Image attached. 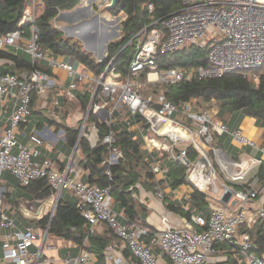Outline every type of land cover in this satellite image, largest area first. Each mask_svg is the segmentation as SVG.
<instances>
[{"label": "built area", "instance_id": "obj_1", "mask_svg": "<svg viewBox=\"0 0 264 264\" xmlns=\"http://www.w3.org/2000/svg\"><path fill=\"white\" fill-rule=\"evenodd\" d=\"M180 1V8L145 27L138 34H146L157 22H161L166 30L164 32L157 27L151 29L131 58L126 77L117 70L114 59L98 75L93 71L94 74L91 73L82 64L76 66V60L71 56L54 55L50 50L44 49L40 44L36 0H31L24 10L18 29L0 35V51H8L13 55L25 52L34 66L19 73L4 72L0 59V183L10 175L21 186H29L41 178H46L51 186L50 197L43 200L38 211L34 212L25 203L21 204L23 221L20 224L15 218L14 206L6 204L4 192L0 190V252L6 263H42L41 257L45 255V250L53 248L48 241L50 224L42 227L29 221L48 216L52 218L64 191L71 190L79 200V206L90 225V232L96 231L100 223H106L141 264H157L154 247L160 248L174 264H215L213 259L218 244H229L237 249L241 254L240 264H264V255L253 250L254 242L249 232L241 233L243 226L251 227L250 223L256 219L264 220V205H256L260 193L264 191V185L260 184L257 176L264 160V143L260 144L249 137L241 128H229L225 122L214 117L213 111L193 112L189 102L180 111L164 93L142 96L136 88L140 83L134 82L135 77L143 72H146V81L142 83L144 85L157 82L176 84L184 79L221 78L231 73H247L262 67L264 0ZM111 4L112 0H100L96 3L98 7L107 9H110ZM80 9L81 7L76 6L66 12L71 14ZM148 9L150 13L154 12L153 2H148ZM26 24L30 28L29 35L23 29ZM191 44L206 48L205 64L165 70L159 67L156 60L159 49L173 52ZM105 54L107 57L109 52L106 51ZM40 62L45 68L36 66ZM48 68L52 69V73L47 71ZM55 70L64 71L69 82L55 76ZM254 76L257 78L256 74ZM85 91L92 92V99L77 121L82 122V125L78 129L72 153L67 156V162L64 155L61 164L47 153L53 152L61 140L66 143L64 129L44 134L34 126L27 131L34 96L40 98L43 107L60 121L62 114L59 111L64 106L62 98L73 102L78 99L77 92ZM100 94L103 98L97 101ZM125 106L132 119L138 114L146 119L143 122L147 130L142 135V148L152 156V171L160 180H166L167 168L153 156L154 151L171 153L174 152L175 145L187 142L192 143L202 154L200 160L191 162L187 148H181L176 159L186 167H192L187 180L194 189L206 193L210 204L208 213H191L190 217L182 218L178 225L165 214L161 218L163 229L151 231L143 224L127 219L125 213L114 210L110 185L101 187L80 179L82 169L79 166L84 160L79 146L80 139L85 136L90 138L88 133L91 132L96 144L101 140L98 127L90 119V115L100 117L105 113V122L112 124L115 122L114 111ZM178 112L185 114L186 120L192 121L197 127L196 132L192 130L193 125H186L175 117ZM153 115L168 119L173 126L189 132L190 136L180 135L175 139L169 132L159 131L152 120ZM128 120L127 118L126 121ZM195 133L197 139H194ZM216 134L230 138L231 144L238 148L240 158L224 146H215L213 143ZM103 142L109 146L104 164L111 166L124 158L123 150L113 145L114 131H110ZM243 147H247L250 152L243 150ZM211 153L213 156H209ZM204 160H207L209 174L212 176L207 183L200 185L194 176L200 179L206 176V173L198 169L199 163ZM254 166H258V170L249 180L237 182L244 179ZM218 171L224 173V181L219 180ZM73 172L77 173L76 177L71 176ZM107 173L110 174V171ZM236 185L241 187L237 188ZM227 191H231L232 196L226 202L223 195ZM158 195H162L161 191ZM80 199H84L90 208L86 209ZM197 227L202 229L198 230ZM87 241L88 237L84 239L78 256L73 257L69 253L64 263L90 264L91 254L84 247ZM32 247L37 249L32 250ZM115 249L113 244L108 246L105 264L118 263L119 257Z\"/></svg>", "mask_w": 264, "mask_h": 264}, {"label": "trees", "instance_id": "obj_2", "mask_svg": "<svg viewBox=\"0 0 264 264\" xmlns=\"http://www.w3.org/2000/svg\"><path fill=\"white\" fill-rule=\"evenodd\" d=\"M36 1L39 9L37 25L40 44L44 49L50 50L54 55L71 56L76 60V66L80 63L98 75L102 74L107 65L114 59V65L123 77L128 75L130 60L151 29L157 27L164 32L166 30L161 22H157L147 30L146 34H138L145 27L180 8L181 5L180 0H119L114 8L108 10L114 15L127 14L123 22L124 35L119 41L109 44V55L104 60L96 61L95 57L83 48L82 42L65 38L59 28L53 24V20L61 11L75 8L80 4V0ZM149 1L154 3L155 10L153 13H150L148 9ZM30 3L31 0H0V35H5L19 28L24 10ZM23 29L29 35L30 28L27 24L23 26ZM87 31L89 29L84 30L83 33ZM141 35H144L142 41L139 40ZM0 59L3 63L1 68L4 72L19 73L22 70L34 67L30 56L25 52L13 55L8 51H0ZM156 60L159 67L163 70L178 66L202 65L206 63V48L191 44L173 52H164L159 49L156 54ZM36 66L45 68L41 62L36 63ZM47 71L52 73L50 68ZM254 74L257 75V78ZM165 87L164 94L179 110L193 99L196 102L204 101L206 103H211L214 100L219 104V117H224L227 112L234 114L242 111L244 114L256 118V121L264 127V65L247 73L235 72L221 78L202 80L184 79L176 84H165ZM77 96L78 99L73 101L72 104L76 103L82 111H86L91 101L92 92H77ZM101 97L102 94L96 98L97 101H100ZM62 101L64 106L59 112L62 114L61 119H66L69 116L70 106L65 108L66 104H68L66 98H62ZM72 104L69 105L72 107ZM31 108L32 115L35 116L34 119H38L37 128H39L44 117H42L40 111L34 110V104ZM127 112L128 108L126 106L121 110L114 111V119L117 117V120L112 124L101 122L95 114H91L90 119L98 127L101 140L96 145H92L89 137L85 136L80 139L79 146L84 155L82 164L89 170L87 181L101 187L110 185L114 199V210L124 212L127 219L140 223L142 222L141 220H144V213L142 209L137 207L133 198V192L138 190L137 184H141L144 188L155 189L157 185L160 186L167 181L171 187L176 188L180 184L187 182V167L181 161L170 157L165 172L166 180H158L152 171V156L142 148V140L136 137V131L130 130L129 125H127L133 122H144L146 119L141 114L132 119ZM120 117L129 119V122L125 121L127 123L126 126H122V123H119ZM48 119L53 120L52 118ZM54 120L65 130L66 145L72 149L77 141L78 129L66 124L63 120L59 122H57L56 118ZM30 124L31 122L28 124L27 131L34 127H30ZM110 131H114L113 145L123 150L124 158L118 163L108 166L104 164V159L109 153V146L103 142V138ZM214 143L218 144L216 146H225L236 151V148L232 147L230 138L225 135L219 136L216 134ZM186 148L189 160L194 162L199 155L198 150L193 144L188 145ZM156 153L158 151L152 153L156 158L161 156L164 158L165 155H168L166 152L162 154ZM108 170L110 174L107 173ZM257 176L260 179V184L264 185V160L261 162ZM8 178H12L17 185H20L16 178L10 175H8ZM236 186L237 188L241 187L240 185ZM21 187L28 191L29 199L44 200L51 195V186L46 178L35 180L29 186ZM22 196L24 197V194ZM189 202L190 208L194 209V211L208 213L210 204L206 193L203 191L194 189ZM17 204H20L19 200L14 205L17 207ZM174 209L181 211L186 217H190L192 213L189 208L185 210L183 207H174ZM33 220L42 227L50 224V235L72 240L79 245H83L84 239L88 237L84 247L89 252L100 257L103 256L104 251L111 242V237L107 236V233L103 235L96 233V231L90 232V225L84 216L83 209L79 206V200L74 197L63 195L52 218L48 216ZM197 228L198 230L202 229L201 227ZM245 232H249L251 235L254 242L253 250L258 254H263L264 220L258 219L252 228L243 226L241 233ZM148 240L150 239L148 238Z\"/></svg>", "mask_w": 264, "mask_h": 264}, {"label": "crops", "instance_id": "obj_3", "mask_svg": "<svg viewBox=\"0 0 264 264\" xmlns=\"http://www.w3.org/2000/svg\"><path fill=\"white\" fill-rule=\"evenodd\" d=\"M99 1L100 0H80L79 5H81V4L83 5V7L81 6V9L87 7L89 10H92L94 5ZM111 21H114V20H111ZM83 34H86V33H83ZM90 72L93 73L92 71H90ZM53 73L58 78H61L62 80L66 81V82H69V78L64 71L55 70ZM136 81L138 83H141V81L144 83L146 81V72L140 73L138 76H136L134 79V82H136ZM102 98H103V96L101 97L100 101L102 100ZM34 100H35L34 110L40 111V113L42 114V117H44V119L42 118L43 122H42V125L39 127V129L42 130L44 134H46L47 131H52V130L58 131L59 129H63L62 126H60L56 123V121L54 120L55 117L53 118L52 114L47 109H45L43 107V103H42L41 99L38 98L37 96H34ZM189 103H196V101L193 99ZM68 106H70L71 109L73 108V107H71V105H69V103L66 104L65 108H67ZM183 108H184V106L181 107V110ZM49 109L51 110V107ZM71 109H69L68 118L64 119L63 121H65L66 124H68L70 126H74L73 124H71V122L72 123L77 122L79 120L80 114H79V110H76L74 112V110L72 111ZM201 110L202 109H198V111H201ZM45 111H47L49 114L45 113ZM51 111H53V110H51ZM212 111H213L214 117L217 119H220L218 116L219 107H215L214 109H212ZM179 113H182V112H178V114ZM127 114H128V112H127ZM226 114H228L227 117L230 118L231 113L227 112ZM226 114L224 116H226ZM122 115H123V113H122ZM235 115H240V116H239V119H237V122H236L234 128H241L243 130V132L245 134H247L249 137L255 139L258 142L264 143V138H263L264 127L261 126L256 121V118L251 117L249 115H246L242 111H238V112L234 113L233 117ZM34 117L35 116L32 115L30 127L31 126H36V127L38 126L37 125L38 119L35 120ZM97 117L101 122H105V113H104V115L101 114L100 117L99 116H97ZM233 117H232V119H233ZM48 118H52L53 120H49ZM116 120H117V117L115 118V121ZM119 120H120L119 123H122V126H126V124H127L125 122L126 118L120 117ZM220 120H222L228 126H230L229 124L231 122L228 123V120H226L225 117H222ZM188 121H190V123H188V124L184 123V124L191 126L192 125L191 120H188ZM57 122H59V121H57ZM127 125H129L128 127L130 130L136 131V137L141 138V140L143 142L142 135H144V133L147 130L144 123L143 122H133L131 125L130 124H127ZM74 127H76V126H74ZM88 135L90 136L89 139H90L92 145H96V143H95L96 140L92 136L93 134L91 132H89ZM98 135H99V133H98ZM47 139H49V138L47 137ZM64 144H66V143H64ZM232 147H235V146L232 144ZM225 148L228 149V147H225ZM245 149H247V147H243V150H245ZM236 150H238V148H236ZM245 151L250 152V150H248V149ZM230 152H232L234 154V152L231 149H230ZM47 154L49 156H51L52 158L58 160L61 164H62L61 160L64 158V155L66 157L68 156V155H66V153L64 151H60V150L58 151L56 149L53 152H48ZM167 154H168L169 158L171 157V158L176 159V156H173V152L167 153ZM253 154H254V152H253ZM157 159H160V158H157ZM67 161H68V157L65 159V162H67ZM160 161H163V160L160 159ZM162 164H163V166H165L167 168L166 163L164 164L162 162ZM79 167L82 169L81 173L79 174L80 179L88 182L87 179L89 176V170H87L83 166V164H80ZM255 173H253L252 175H254ZM71 176L76 177L77 173L73 172L71 174ZM156 178L159 179L160 177H158V175H157ZM137 188H138V190L136 192H133V198L135 199L137 207L139 209H142L143 213H144V215H143L144 220H141L142 222H140V223H143V225L148 227L151 231H159V230L163 229V224L161 222V218L165 214L169 216V218L171 219V221L174 224L178 225L179 223H181L182 218H185L186 216L181 211H178V210L176 211L174 209V207H177V208L183 207L185 210H188V208H189L192 211V213H197V211H194V209L190 208V202L189 201H190L191 193L194 191V188L188 182V180L186 183L180 184L176 188L171 187V185L167 181L163 182L160 186L157 185L155 187V189L144 188L141 184H137ZM19 189H22V187L20 185H17L16 182L12 178L9 179L8 175L4 180V185H2L0 188V190L4 192V195L9 193L13 200H15V201L19 200L20 203H24L22 201L24 198L22 196L23 193H20ZM22 190L26 191L25 189H22ZM159 191H161V194H162L161 196L158 195ZM26 192H28V191H26ZM66 196L67 197H74L72 195L71 196L66 195ZM30 199H32V198H30ZM257 200H259L258 204L256 202L257 207L264 205V191H262L260 193L259 199H257ZM19 213L22 217L21 211ZM121 213H124V212H121ZM257 220L258 219H256V221H253L250 223V226H251L250 228H252L254 226V224L257 222ZM121 221H125V219H121ZM96 233L103 234V235H106V233H107V236L111 237V242L109 243V245L113 244L116 246L115 253L119 257V261L117 264H141L134 256H132L129 249L122 242H120L118 237L115 235V233L113 231L110 230L109 226L106 223H100L99 225H97ZM55 240L59 243V246H57V248H55V246H54ZM48 241H49V243L53 244V248L45 250V255L41 257V262H43V264H65L64 259H65L67 254L70 253L73 257H76L79 255V253L82 249V246L77 244L76 242H74L72 240H67V239H64V238H61V237H58L55 235H50ZM35 249H37V248L32 247V250H35ZM107 251H108V247L106 248L103 256H101V257L94 254V253L89 252L91 254L90 264H105V254L107 253ZM153 251L155 252V255L157 257V264H174V262L171 260V258L168 255L162 253L160 248L154 247ZM263 255H264V253H263ZM0 256H1L0 264H13V263H6L2 257L1 252H0ZM240 259H241V254L233 246H231V245L229 246L227 244H218L216 246L215 257L213 259V262L215 264H240Z\"/></svg>", "mask_w": 264, "mask_h": 264}, {"label": "rangeland", "instance_id": "obj_4", "mask_svg": "<svg viewBox=\"0 0 264 264\" xmlns=\"http://www.w3.org/2000/svg\"><path fill=\"white\" fill-rule=\"evenodd\" d=\"M83 7V5H77V7ZM74 9V8H73ZM67 11V10H66ZM66 11H61L58 16L53 20V24L55 26H57L59 28V30L63 33L65 38H70V39H76L79 42H82L83 48L90 53V55L95 57L96 61H99L101 57V55H105L104 58H102L103 60L106 58V51H108V46L111 42H116L119 41L123 35H124V28H123V22L127 17L126 13H120L119 15H114L112 14L107 8H100L98 7L96 4L94 5V7L92 8V10H89L87 7L86 8H82L74 13H66ZM69 11V10H68ZM114 20V21H111ZM86 29H89V31H87L86 33L88 34H83L82 32ZM84 35H88L89 38H86V40L84 39ZM144 35H141L140 37V41H142ZM101 54V55H100ZM100 55V56H99ZM143 82L141 81V83L139 85H136L137 90L140 92V94L142 96H148V95H155L157 96L159 93H164L165 92V84L164 83H147V84H142ZM92 99V97H91ZM69 104H72V101H68ZM76 106V107H75ZM187 104L184 105V109L186 108ZM191 109L193 112L198 111V109H202L203 111H212V109H214L215 107H219L218 102L216 101H212L211 103H206L204 101L202 102H196V103H191L190 104ZM72 111L74 110V112L76 110H79V117H81L83 115V112L79 107V105L72 104ZM194 108V109H193ZM70 110V111H71ZM45 113H48L47 111H45ZM49 114V113H48ZM234 114H230V118L227 117L228 114H226L225 119L228 120V123L231 122L228 126L231 129H234V126L237 122V119H239L240 115H235L233 117ZM242 116V115H241ZM175 117L177 119H180V121L182 123H190V121L186 120L185 118V114L183 113H177L175 114ZM233 117V119H232ZM68 118V117H67ZM221 119V117H219ZM64 120V119H62ZM77 121V120H76ZM192 123V121H191ZM71 124H73L74 126H76V128L80 129L82 122H71ZM193 125V123H192ZM192 130L194 132H196L197 127H195V125H193ZM194 136L196 137V133L194 134ZM169 142V140H168ZM260 144H263V142H259ZM192 143H179L177 145H175V151L173 152V156H176V154L180 151L181 148H186L188 145H191ZM215 146L218 144L213 143ZM229 148V147H228ZM56 150H60V151H64L66 153V155H70L72 153V149L70 148V146L64 144V141L61 140L59 142V144L56 145ZM230 150V149H229ZM247 150V149H245ZM233 151V149H232ZM155 152V151H154ZM199 152V151H198ZM234 152V156L240 158V155L238 153V150L233 151ZM163 153L162 151H158V153ZM209 156H213V154L211 153V155ZM202 157V154L199 152V155L195 158L194 161H198L200 160ZM161 160H163L162 162L166 165H168V161L170 160L168 155H165L164 158L159 157ZM159 159V160H160ZM193 166V165H191ZM192 167H187V176L189 175L190 171H191ZM258 170V166H254L252 167L249 172L247 173L246 177L244 179H239L237 182H241V181H245V180H249L250 177H252V174L255 173ZM219 180L224 181L225 179V175L224 173H219L217 174ZM7 177V176H6ZM13 177V176H12ZM157 177V176H156ZM160 180V179H158ZM4 185V181L2 183H0V186ZM217 185L219 186V182L217 181ZM23 189V188H22ZM19 189L20 193L24 194V198L26 197V199H28L29 194L28 192ZM64 196L68 195V196H74L73 192L71 190H65L63 193ZM5 196V202L7 205H12L14 206V211L15 213V218L18 222V224H20V222L23 220V218L20 215V211H21V205L17 204L18 206L15 207L14 204H16V201L13 200L10 196V194H6ZM74 198H77L76 196H74ZM257 204L259 203V200L256 201ZM51 205V204H50ZM20 209V210H19ZM31 224H36V222L33 219H30L29 221ZM52 244V243H51ZM53 245V244H52ZM55 248H57V246H59V243L55 240ZM1 259V256H0ZM43 264V262L41 263Z\"/></svg>", "mask_w": 264, "mask_h": 264}, {"label": "bare ground", "instance_id": "obj_5", "mask_svg": "<svg viewBox=\"0 0 264 264\" xmlns=\"http://www.w3.org/2000/svg\"><path fill=\"white\" fill-rule=\"evenodd\" d=\"M152 120L154 122L155 127L161 131V132H169L170 135L173 138H177L178 136H184V137H189L190 133L185 131V130H181L180 128H177L175 126H173L171 124V122L168 119L159 117L157 115H153L152 116ZM194 139H197V137H195ZM198 169L200 171H202L204 174L206 173V176L203 178H199V177H195V180L197 181V183H199L200 185H204L205 183L208 182L209 178L212 176L209 174V167L207 164V160L201 161L199 163Z\"/></svg>", "mask_w": 264, "mask_h": 264}, {"label": "water", "instance_id": "obj_6", "mask_svg": "<svg viewBox=\"0 0 264 264\" xmlns=\"http://www.w3.org/2000/svg\"><path fill=\"white\" fill-rule=\"evenodd\" d=\"M118 2H119V0H112V4H111V7H110V8H114V7L118 4ZM86 34H88V33H86ZM85 37L88 38V35H84V39L86 40ZM104 56H105V55H104ZM102 58H104L103 55H101L100 59H102ZM231 196H232L231 191H227V192L223 195V200L227 202V201L230 200ZM22 201L25 203V205H26L29 209H31V210L34 211V212L38 211L39 207H40V206L42 205V203H43V199H36V198H35V199H26V198H23ZM59 201H60V200H59ZM59 201H58V203H59ZM80 202H81L82 204H85V208H86V209L90 208V206L87 205V204L85 203V200H84V199H80ZM58 203H57V206H58ZM235 203H236V201L234 200V201H233V204H235Z\"/></svg>", "mask_w": 264, "mask_h": 264}]
</instances>
